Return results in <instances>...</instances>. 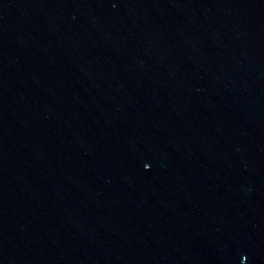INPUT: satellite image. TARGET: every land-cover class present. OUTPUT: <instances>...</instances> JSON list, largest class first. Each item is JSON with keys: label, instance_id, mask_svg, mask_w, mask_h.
<instances>
[{"label": "water", "instance_id": "1", "mask_svg": "<svg viewBox=\"0 0 264 264\" xmlns=\"http://www.w3.org/2000/svg\"><path fill=\"white\" fill-rule=\"evenodd\" d=\"M0 264H264V0H0Z\"/></svg>", "mask_w": 264, "mask_h": 264}]
</instances>
